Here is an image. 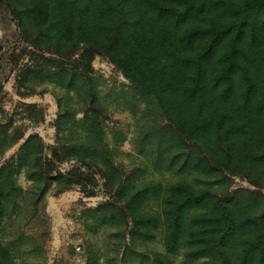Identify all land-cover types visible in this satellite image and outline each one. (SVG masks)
Here are the masks:
<instances>
[{
	"label": "trees",
	"instance_id": "16d2710c",
	"mask_svg": "<svg viewBox=\"0 0 264 264\" xmlns=\"http://www.w3.org/2000/svg\"><path fill=\"white\" fill-rule=\"evenodd\" d=\"M5 28L0 104L10 80L19 96L52 85L64 103L54 143L24 139L42 118L34 105L0 117V264H21L3 242L21 176L34 207L69 191L101 198L81 217L106 232L113 264H264V0H0ZM97 57L143 111L129 166L121 135L106 141ZM102 255L86 246V264Z\"/></svg>",
	"mask_w": 264,
	"mask_h": 264
},
{
	"label": "rangeland",
	"instance_id": "374dc122",
	"mask_svg": "<svg viewBox=\"0 0 264 264\" xmlns=\"http://www.w3.org/2000/svg\"><path fill=\"white\" fill-rule=\"evenodd\" d=\"M7 37V28L3 37ZM95 78L101 91V101L106 106L109 121L106 128V141L109 145L117 144L114 133H118L124 142L117 145L118 160L125 166L135 156L134 142L138 125H142V108L133 116L125 106L122 98L127 90V84L119 75L101 58L93 63ZM12 80L7 84L5 95L1 102V120L7 122V112L17 105L16 110L24 109L30 105L36 106L42 118L25 131L24 139L28 133H36L45 143H54V132L50 123L62 110L63 92L52 85L37 86L38 94L17 95L12 88ZM121 89V90H120ZM20 103V104H19ZM22 103V104H21ZM19 105V106H18ZM61 105V106H60ZM76 108L74 102L69 105ZM23 114V113H22ZM26 115V114H23ZM15 124L17 117H13ZM24 124H32L26 120ZM11 149L6 157L14 153ZM19 185L25 190V201L21 202V210L17 214L13 225L4 230V243L12 242L19 251L18 262L21 264H86L85 249L89 245L102 253L99 264H113L110 261L114 252L109 245V238L105 231L93 234L85 227L81 214L96 206L101 198L84 199L78 192L69 191L59 196L48 195L37 207L31 205L30 185L24 177L18 178ZM152 249L162 251L159 242L150 245ZM178 258L176 261L179 262Z\"/></svg>",
	"mask_w": 264,
	"mask_h": 264
}]
</instances>
